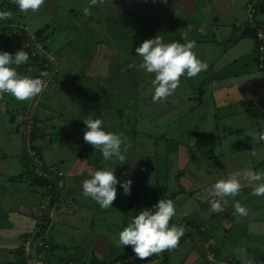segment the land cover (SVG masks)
<instances>
[{
    "label": "crops",
    "instance_id": "0c3cea01",
    "mask_svg": "<svg viewBox=\"0 0 264 264\" xmlns=\"http://www.w3.org/2000/svg\"><path fill=\"white\" fill-rule=\"evenodd\" d=\"M10 1L4 0L7 8L15 6ZM150 1L159 7L158 0ZM193 1L190 8L200 14L189 17L188 24L181 27V37L196 42L194 51L207 69L193 78L182 76L177 91L158 107L169 118V125L151 123L148 110L158 115L157 108H151L152 96H139L137 106L130 95L115 93L116 85L110 82L103 89L105 97L88 101L93 118L102 119L105 131L126 138L127 151L121 146L126 157L122 164L115 158L104 161L100 150L84 141L87 128L75 124L76 114L69 113L66 121L57 111L48 113L37 107L35 111L34 105H21L30 112L0 115V264H23L21 241L27 232L41 229L47 222V209L52 212L50 230L57 224L59 231L55 228L53 232L63 233L61 239L52 238L49 230L50 248L43 254L48 264H100L127 256L134 252L131 246L118 244L119 232L140 210L153 208L160 199L174 201L177 214L170 223L183 225L186 231L178 247L164 251L154 264H208V252L231 264H264V196L251 195L253 186L242 180L239 195L226 197L221 211L211 208L216 181L246 169L264 171V0ZM249 3H255L253 29L248 27L245 13ZM34 16L39 22L36 29L41 28L40 13ZM5 21L17 25L21 18L10 17L0 24ZM104 75L110 74H98L95 89L98 82V89L107 85L101 83ZM104 81L108 82L105 76ZM186 92L188 96L183 95ZM53 121L58 123L52 125ZM21 122L25 126L19 132L16 125ZM66 123H70V131L63 132ZM11 128L19 132L14 146ZM143 137L153 139L149 145L152 153L146 152ZM29 147L37 153L36 167L49 175L61 174L54 179L61 185L54 184L52 204L48 195L43 204L45 188L31 182ZM222 160L227 167H210L219 164L211 161ZM161 163L167 170L159 176ZM147 165L150 177L145 174ZM103 167H113L118 180L117 197L108 209L85 197L82 188L83 181ZM128 179L132 184L130 194L125 195L120 184ZM236 201L247 209L246 216L236 213Z\"/></svg>",
    "mask_w": 264,
    "mask_h": 264
},
{
    "label": "rangeland",
    "instance_id": "374dc122",
    "mask_svg": "<svg viewBox=\"0 0 264 264\" xmlns=\"http://www.w3.org/2000/svg\"><path fill=\"white\" fill-rule=\"evenodd\" d=\"M114 2L107 3L108 0H104L102 4H98L96 6L90 5V0H45V4L41 7L38 13H22L17 8L16 10L7 8L8 5L4 3V0H0V11H7L11 13L12 17L21 18V21L16 25V23L6 22V24H0L2 28L8 27H18L22 31L26 32L28 36L33 38L34 32L37 30L36 27L38 25V21L36 20V16L40 13L41 23L40 25L46 26L43 29V36L47 37L45 40V47L46 51L50 52L54 55V69L52 70L50 80L48 81L45 79V87L44 90L36 95L35 97L26 100V101H17L9 94H4L0 96V115L3 113L8 114H22L19 112L18 109H15L17 104L22 105L23 107L34 105L35 111L38 110L37 108L43 109L48 113L55 112L60 113L62 117H65L64 120H68L69 113L70 116H75V124L83 127L85 126L84 121L87 120L89 117H94V112L89 110L90 104L88 101L95 100L97 97L104 96V88L109 86V82L104 81V76L108 79L107 75L102 76L101 83L107 84L104 86L99 87V82L97 85L98 91L94 87V83L98 81L97 75L100 74L98 69L102 68L104 71H109V74L113 80V83L117 91L118 95H126L131 97L132 99L136 100L137 106L139 105L138 97L143 96H152V84L151 81L154 79V75L147 73L143 74L141 72L142 68L139 65L142 61H139L133 53L128 50V53L124 56L122 55L123 49L118 47V43L114 42L109 36V39H104L101 30L97 25V21L104 23L106 18L109 17V14L112 13V10H120L124 9L126 11H130L132 0H113ZM5 2H10V0H5ZM117 2V3H116ZM120 2V4H118ZM147 2V3H146ZM261 2V1H260ZM158 6L160 7H152L155 2L150 0H139L135 4V9L137 11H141L143 14H148L150 16H155L156 18H161L164 20V28L165 34L163 35L168 41L166 43L173 42V37H177L178 39L181 36V27L188 24L189 17H194L199 15V10H192L191 5H193V0H158ZM150 4V5H149ZM10 5V4H9ZM119 5L121 8H119ZM125 8H123V7ZM85 7H89L90 13L86 15L83 11ZM191 9V10H190ZM14 10V11H13ZM122 14V13H119ZM121 16V15H120ZM10 19V18H9ZM7 20V19H6ZM125 20V19H123ZM1 21V20H0ZM28 25H26V23ZM110 21V19H109ZM127 22H129L127 20ZM105 24V23H104ZM103 24V25H104ZM40 26V27H41ZM42 26V27H43ZM106 28L105 26H103ZM128 28L131 29L132 32L133 25L128 23ZM9 31V30H7ZM92 31V32H91ZM137 32H132L126 36L127 42L132 38L131 34H136ZM145 34V33H144ZM153 35L161 36L160 33L155 32ZM99 36V37H98ZM143 32L139 33L135 39H142ZM5 37H9V34H6ZM172 37V38H171ZM175 40V42L184 43L185 40ZM14 45L13 41H10L7 46L0 43V51L6 48L8 52L12 51V47ZM37 47H40L37 45ZM17 51H19L17 49ZM57 59V60H56ZM58 61V62H57ZM126 62V63H124ZM60 65H59V64ZM16 68L18 74H23V68L13 65ZM55 71L57 73L55 77ZM105 72V73H107ZM31 73L27 74H32ZM28 76V75H24ZM54 78V79H53ZM149 79V82H148ZM148 82V83H147ZM137 84V85H136ZM137 86V87H136ZM95 91H94V89ZM177 90L174 91V93ZM124 92V93H123ZM173 93V94H174ZM180 94L179 92H177ZM188 96V92L183 94ZM37 97V98H36ZM105 97V96H104ZM102 97V98H104ZM171 96H169L170 98ZM94 98V99H93ZM176 97H174L175 99ZM148 99V98H147ZM147 99L145 102L148 103ZM168 99V98H167ZM166 99V100H167ZM34 100H37V106L34 103ZM162 102H152L153 105L151 106L152 109L157 108L158 115L154 116L155 112H150L148 110V115L151 123L154 125H169V118L166 114L162 113V109L158 107L163 105L165 101ZM101 101V99H100ZM146 106V108H150V104ZM185 103H188L185 101ZM192 103V98L189 101V104ZM37 107V108H36ZM51 109V110H50ZM116 110V109H115ZM22 112V110H21ZM75 112V113H74ZM194 115V114H192ZM12 123H13V119ZM63 120V121H64ZM188 121V120H187ZM56 121L52 122V125H56ZM66 123L61 127V131L68 130L69 126ZM25 126V123L23 124ZM22 122L16 125V129L21 132L22 129ZM1 127V126H0ZM58 125L55 127L57 128ZM9 132L11 138V144L13 146L18 144L19 140V132L14 133L12 128ZM67 132V131H66ZM4 137V135H3ZM1 138V133H0ZM3 138L0 139L1 142ZM146 138L143 137V146H145V150L147 153H152V148L149 145H153V139L145 140ZM147 141L150 143L147 145ZM147 147V148H146ZM15 149V147H14ZM30 151V150H29ZM217 150H215L216 152ZM142 158V155H141ZM153 159V158H152ZM149 160V159H147ZM219 163L215 166H211V168H215L219 165L220 168L224 166L227 167L228 164H225L224 160L222 161H211ZM162 166V163H161ZM160 169V175H164L167 169H164L162 166ZM164 169V170H163ZM39 170V169H38ZM29 171V175L31 177V170L27 168ZM147 176H151L150 167L147 165V169L145 171ZM166 175V174H165ZM61 183L56 180V186H60ZM203 201V199H202ZM46 203V201H43ZM46 205V204H45ZM54 213L55 210L53 209ZM52 223V222H51ZM172 223V222H171ZM53 229L50 230L52 238L58 236V239L63 238V233L57 234V232H53L56 228V231H59L57 224L52 225ZM73 255L70 256L72 258Z\"/></svg>",
    "mask_w": 264,
    "mask_h": 264
},
{
    "label": "clouds",
    "instance_id": "9594fccd",
    "mask_svg": "<svg viewBox=\"0 0 264 264\" xmlns=\"http://www.w3.org/2000/svg\"><path fill=\"white\" fill-rule=\"evenodd\" d=\"M104 0H90L91 6L102 4ZM22 13H38L45 4V0H12ZM86 15L91 14L89 7L83 9ZM11 17V13L0 11V20ZM195 41L185 43H166L161 36H155L144 40L135 48L136 55L142 57L140 68L153 74L152 100L162 102L171 96L179 87L180 78L187 75L188 78L197 76L207 69V64L200 60L194 49ZM28 53L24 50L17 51L14 55L0 51V96L9 94L17 101H26L40 94L45 87V81L40 78H32L18 74L15 66H20L28 61ZM87 130L83 139L86 143L99 149L103 160L109 161L115 158L121 164L126 157V138L120 134L105 131L101 118L89 117L84 121ZM122 145H124L122 152ZM252 155H256L253 151ZM252 185L251 195L264 196V171L244 170L243 173H231L226 179H220L214 183L211 195L216 197L211 200V208L214 212L222 210V203L226 197L235 198L244 186L241 181ZM117 177L113 167H103L91 173L89 179L82 183L83 195L95 200L101 208L112 207L117 197ZM132 181L125 180L120 184L124 194H130ZM235 211L240 216L247 215V209L239 201L234 204ZM154 209V211H153ZM177 214L174 201L160 199L150 209H142L118 234L120 246H131L136 257L145 260L152 255H159L164 251L174 250L178 247L180 238L185 234L183 225H170L171 219Z\"/></svg>",
    "mask_w": 264,
    "mask_h": 264
},
{
    "label": "trees",
    "instance_id": "16d2710c",
    "mask_svg": "<svg viewBox=\"0 0 264 264\" xmlns=\"http://www.w3.org/2000/svg\"><path fill=\"white\" fill-rule=\"evenodd\" d=\"M132 1L133 2L131 3V6H130L131 10L130 11H126L124 9H120V10H114L113 9L112 10V13L109 14V17H107L106 21L104 22L106 24V28L103 27V26H105L104 23L100 24V22H98V21H97V25L99 27V30H101V33L103 34L102 37H104V39H109V36H111L112 40L114 42L118 43L117 46L121 47V49H123L122 55L125 56L128 53V50H130V52L133 53V55L138 57L137 59L139 61H142V57L136 55L135 48L139 47L140 44L144 40L154 38L156 36V35H153L155 32H158L161 34V37H163L164 42H167L168 39H166L163 35V32H164V34L166 33L165 28H164V20L161 18H156L155 16L143 14L141 11H137L135 9V5H136L135 3L139 0H132ZM153 2L156 3V1H153ZM118 4H120V2ZM117 6L119 8H121L119 5H117ZM151 6L155 7V4L151 5ZM260 6H261V4L259 3L258 4L259 9H260ZM8 8H10L11 10L12 9L16 10L18 7L16 5L15 6L11 5V7L9 6ZM123 8H125V7H123ZM119 13H122V14H119ZM17 19H19V15H17L16 20ZM109 19H110V21H109ZM123 19H125V20H123ZM127 20L129 22H127ZM16 22H19V21H16ZM128 23L133 25L132 32H137L136 33L137 36L139 33L143 32V36H142L141 40L139 38L135 39V37H137V36H135L134 34H131L132 38L127 42L126 36L129 34V37H131L130 33H132L130 31L131 29L128 28ZM45 27L46 26H43L41 28H37V30L33 34V38H31V36L26 35L20 28H17V27H13V28L12 27L11 28L10 27H4V28H2V27H0V43L7 46V44H9L10 41H13L14 45L12 47V51H17V49H18V50H24L25 52L28 53V57H29L28 61L19 66L20 69L23 68L24 73L21 74L22 76L27 75L26 74L27 72L31 73L33 71V73L28 74V76L32 77V78H37V77H40L41 73H45L46 74L45 76L40 77L45 81V79H47V77L49 75H51L52 70L55 67V65H53V64H55L54 63L55 57L50 52L46 51V47L44 45L45 40L47 38V37L43 36V29ZM7 30H9V31H7ZM6 34H9V37H5ZM173 39H174V41L177 40L178 36L173 37ZM180 39H181V36L178 40H180ZM37 45H39L40 48H38ZM2 51L8 52L5 47ZM12 51L10 54L13 55V53L14 54L16 53V52L12 53ZM49 56L51 59L49 58ZM124 63H126V62H124ZM98 71L100 73H104V70L102 68H99ZM105 72H107V71H105ZM141 72H143V74H144L145 70L142 69ZM57 73H58V71H57ZM57 73L55 71L54 76H56ZM108 73H109V71L107 72V74ZM111 76L110 75L108 76L107 81L110 83H113L114 79H112ZM34 103L36 104V103H38V101L34 100ZM15 109H18L19 111L22 110V112L27 111L26 112L27 114L30 112L28 109L23 110L24 108H22V106L20 104H17ZM12 119H14V118H12ZM34 121L36 123L35 119H34ZM32 122H33V120H32ZM34 127L31 131H29V133L27 135L28 141L32 138V131L34 130ZM29 149L33 150L32 147H29ZM35 154H37V153H35ZM27 160L29 163H32L30 158H27ZM57 173H59V172H56V173L54 172L52 174L50 173L51 175H48L47 178H42L40 176L34 175L31 172V177L33 178L31 182L34 186L39 187L40 189H43L48 185L50 186V188H49L50 190L47 193V195L49 197V204H52V201H53L52 199L54 198L55 192H54L53 187H54V184L56 183V181L54 180L55 177L58 178ZM46 218H47V220H45ZM46 218L44 217V220L47 221L48 224H47V222L43 223V225L41 226V230L46 228V225H48L49 226L48 228L50 229L51 218H48V217H46ZM170 225H171V223H170ZM49 248H50V243L48 240L47 241V251L49 250ZM116 259H119V258H116ZM116 259H114V260H116ZM102 263H100V264H102Z\"/></svg>",
    "mask_w": 264,
    "mask_h": 264
},
{
    "label": "built area",
    "instance_id": "2783aa9c",
    "mask_svg": "<svg viewBox=\"0 0 264 264\" xmlns=\"http://www.w3.org/2000/svg\"><path fill=\"white\" fill-rule=\"evenodd\" d=\"M245 13L247 16V25L249 28L253 29L255 26L253 25V17L255 14V3H249L245 6ZM256 38L260 39L261 34L259 32L256 33ZM40 48V47H38ZM50 58V56H49ZM51 59V58H50ZM262 59H260V62ZM51 75L47 77L50 80ZM49 83V81H48ZM27 155L32 161L29 163L27 168L31 170V172L42 178L48 177V172L42 171L39 167H36L39 164L38 156L35 154L33 150H28ZM39 169V170H38ZM61 174L57 173L59 177ZM59 181V180H58ZM60 182V181H59ZM50 186H46L44 189L43 199L47 201V193L49 192ZM45 205V202L43 203ZM44 205L40 206V209H44ZM51 209H47L46 217L51 218ZM49 226L46 225L44 229H32L31 231L27 232L23 240L20 244V254H21V261L23 264H48L46 258L43 256L44 252L47 251V241L49 240ZM162 259V253L159 255H152L145 260H140L136 257L135 253H131L127 256L120 257L119 259L103 262L102 264H154L155 262H159ZM205 259L208 264H231L225 260H218L214 257L211 252H208L205 256Z\"/></svg>",
    "mask_w": 264,
    "mask_h": 264
}]
</instances>
